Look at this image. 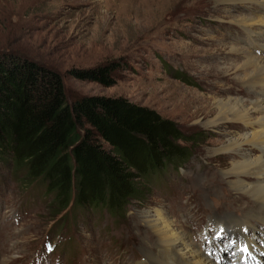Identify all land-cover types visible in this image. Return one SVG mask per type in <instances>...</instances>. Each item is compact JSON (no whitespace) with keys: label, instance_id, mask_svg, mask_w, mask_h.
<instances>
[{"label":"rangeland","instance_id":"374dc122","mask_svg":"<svg viewBox=\"0 0 264 264\" xmlns=\"http://www.w3.org/2000/svg\"><path fill=\"white\" fill-rule=\"evenodd\" d=\"M214 9L211 0H0V53L57 72L69 103L124 98L154 111L177 126L188 139L180 145L191 151L167 173L165 186L149 187L123 213L90 210L76 220L0 164V264H152L157 240L142 217L158 209L200 254L223 258L236 251L234 239L214 221L257 207L238 199L224 176L235 158L215 152L243 128L215 126L216 104L248 103L264 92L249 90L241 82L246 73L236 71L250 56L264 57V42L232 23L252 18L254 6ZM231 48L244 54L235 57ZM111 63L118 69L110 87L69 75ZM251 222L254 235L264 238V224ZM258 238L248 236L264 253Z\"/></svg>","mask_w":264,"mask_h":264},{"label":"trees","instance_id":"16d2710c","mask_svg":"<svg viewBox=\"0 0 264 264\" xmlns=\"http://www.w3.org/2000/svg\"><path fill=\"white\" fill-rule=\"evenodd\" d=\"M117 69L111 63L69 75L110 87ZM185 140L175 124L124 98L69 103L57 72L0 53V164L74 220L141 202L190 158Z\"/></svg>","mask_w":264,"mask_h":264},{"label":"bare ground","instance_id":"6f19581e","mask_svg":"<svg viewBox=\"0 0 264 264\" xmlns=\"http://www.w3.org/2000/svg\"><path fill=\"white\" fill-rule=\"evenodd\" d=\"M211 2L216 10L221 6L238 7L243 4L254 6L252 18L242 17L232 23L243 29L252 39L264 42V0H211ZM259 46L264 52V43ZM230 50V54L235 57L244 54L239 49L231 48ZM250 69H252L251 72H246ZM237 70L246 73L240 81L250 88L249 90L253 91L255 88L264 90V57L250 56ZM216 108L215 126L237 123L242 125V132L231 135L226 147L215 153L233 155L235 159L224 176L229 180L235 194H238V199H251L257 207L256 213H249L247 216L243 214L240 217L226 216L225 219L219 218L214 221L223 224L224 230L236 242V251L227 250L223 258L220 255L219 258H211L195 250L189 237L175 229L174 223L168 219L162 209L154 210L152 215L145 214L142 217V224L154 234L157 240L156 255L151 256L152 264H221L220 262L225 261L226 264H247V261L250 264H264V253H261L262 244L248 239V236L251 239L258 238L254 235L253 231L256 228L252 222L250 223L251 220L255 219L259 221L258 223L264 224V92L259 93L248 103L238 99L218 101ZM253 115L258 117L253 119ZM251 153L255 156L251 157ZM260 240L264 242V238Z\"/></svg>","mask_w":264,"mask_h":264}]
</instances>
